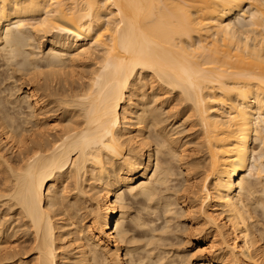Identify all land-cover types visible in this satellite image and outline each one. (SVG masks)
<instances>
[{
	"label": "bare ground",
	"instance_id": "1",
	"mask_svg": "<svg viewBox=\"0 0 264 264\" xmlns=\"http://www.w3.org/2000/svg\"><path fill=\"white\" fill-rule=\"evenodd\" d=\"M0 264H264V0H0Z\"/></svg>",
	"mask_w": 264,
	"mask_h": 264
},
{
	"label": "rangeland",
	"instance_id": "2",
	"mask_svg": "<svg viewBox=\"0 0 264 264\" xmlns=\"http://www.w3.org/2000/svg\"><path fill=\"white\" fill-rule=\"evenodd\" d=\"M98 206H100V204L96 200H93L92 203L88 204L89 209L86 211V213H88L89 219L87 220V222H90L96 217L95 212L98 210ZM92 211H93V215H91ZM89 225H91V223Z\"/></svg>",
	"mask_w": 264,
	"mask_h": 264
}]
</instances>
